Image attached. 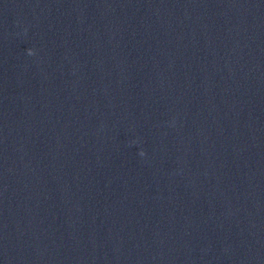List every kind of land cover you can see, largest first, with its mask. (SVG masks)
<instances>
[{"label": "clouds", "instance_id": "obj_1", "mask_svg": "<svg viewBox=\"0 0 264 264\" xmlns=\"http://www.w3.org/2000/svg\"><path fill=\"white\" fill-rule=\"evenodd\" d=\"M31 54H33V53H32V50H31V49H29V55H31ZM140 154H141V155H143L144 153H143V152H141Z\"/></svg>", "mask_w": 264, "mask_h": 264}]
</instances>
